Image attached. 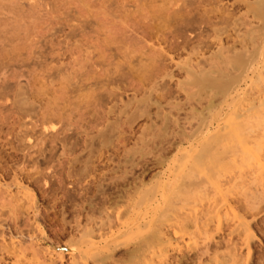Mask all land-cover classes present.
<instances>
[{
	"label": "rangeland",
	"instance_id": "obj_1",
	"mask_svg": "<svg viewBox=\"0 0 264 264\" xmlns=\"http://www.w3.org/2000/svg\"><path fill=\"white\" fill-rule=\"evenodd\" d=\"M0 1V264H264V0Z\"/></svg>",
	"mask_w": 264,
	"mask_h": 264
},
{
	"label": "bare ground",
	"instance_id": "obj_2",
	"mask_svg": "<svg viewBox=\"0 0 264 264\" xmlns=\"http://www.w3.org/2000/svg\"><path fill=\"white\" fill-rule=\"evenodd\" d=\"M12 1V0H11ZM14 1V0H13ZM16 1V0H15ZM32 1V0H31ZM63 1V0H62ZM67 1V0H66ZM71 1V0H70ZM82 1V0H81ZM86 1V0H85ZM85 1H83V2H85ZM0 2H2V1H0ZM35 2V1H34ZM69 2V1H68ZM82 2V3H83ZM90 2V1H89ZM10 3H12V2H10ZM13 3H15V2H13ZM90 3H92V2H90ZM77 4V3H76ZM83 4H85V3H83ZM87 4H89V3H87ZM0 5H2V4H0ZM65 5V4H64ZM70 5V4H69ZM144 5V4H143ZM10 6V5H9ZM12 6V5H11ZM125 6H127V5H125ZM0 7H4V6H0ZM61 7V6H60ZM63 7V6H62ZM86 7V6H85ZM100 7V6H99ZM5 8V7H4ZM59 8V7H58ZM82 8V7H81ZM2 9V8H1ZM11 9H13V8H11ZM20 9V8H19ZM86 9V8H85ZM3 10V9H2ZM12 11V10H11ZM35 11V10H34ZM49 11V10H48ZM123 11V10H122ZM148 11V10H147ZM53 12V11H52ZM56 12V11H55ZM79 12V11H78ZM80 12H81V9H80ZM80 12H79V14H80ZM85 12V11H84ZM32 13V12H31ZM86 13V12H85ZM96 13V12H95ZM100 13V12H99ZM112 13V12H111ZM28 14V13H27ZM35 14V13H34ZM140 14V13H139ZM142 14H143V12H142ZM1 15V14H0ZM96 15H97V13H96ZM124 15V14H123ZM8 16V15H7ZM7 16H6V19H7ZM13 16V15H12ZM25 16V15H24ZM28 16H29V14H28ZM104 16V15H103ZM15 17V16H14ZM93 17V16H92ZM129 17V16H128ZM33 18V17H32ZM109 18V17H108ZM37 19V18H36ZM40 19V18H39ZM43 19V18H42ZM95 19H97V18H95ZM94 19V20H95ZM106 19V18H105ZM137 19V18H136ZM142 19V18H141ZM2 20H4V18L2 19ZM10 20V19H9ZM103 20V19H102ZM126 20V19H125ZM27 21V20H26ZM128 21H130V20H128ZM10 22V21H9ZM21 22V21H20ZM108 22V21H107ZM15 23V22H14ZM17 23V22H16ZM26 23V22H25ZM109 23V22H108ZM20 24V23H19ZM103 24V23H102ZM35 25V24H34ZM6 26V25H5ZM16 26V25H15ZM100 26H101V24H100ZM99 28V27H98ZM113 28V27H112ZM104 29V28H103ZM108 29V28H107ZM124 29V28H123ZM100 30V29H99ZM110 30V29H109ZM149 30V29H148ZM3 31V30H2ZM7 34V33H6ZM16 34V33H15ZM108 41V40H107ZM112 42V41H111ZM126 42V41H125ZM124 42V43H125ZM105 43H106V41H105ZM109 43H110V41H109ZM126 44V43H125ZM136 44V43H135ZM120 46V45H119ZM225 93V92H224ZM221 95H223L222 93H221ZM254 102L252 101V105H250L253 109L255 108L253 105ZM249 107V106H248ZM204 125V124H203ZM202 125V126H203ZM217 125H219V123L217 124ZM175 126V125H174ZM204 127V126H203ZM199 128H201V126L199 127ZM206 128V130H208L209 128L208 127H205ZM198 129V128H197ZM201 129H203V128H201ZM195 130V129H194ZM201 131V130H200ZM198 133V132H197ZM201 133V132H200ZM199 134V133H198ZM192 140V139H191ZM208 145V144H207ZM207 152V151H206ZM229 157V156H228ZM212 176V175H211ZM206 178H208L207 176H206ZM201 179V178H200ZM209 179V178H208ZM217 179V178H216ZM202 180H204V179H202ZM203 182V181H202ZM205 182V181H204ZM215 182V181H214ZM222 182V181H221ZM206 183V182H205ZM209 183V182H208ZM219 183V182H218ZM198 184V183H197ZM199 185V184H198ZM201 213H203V212H201ZM209 213V212H208ZM212 214V213H211ZM207 215V214H206ZM206 215H205V217H206ZM208 217V216H207ZM206 217V219H209V217H210V215H209V217L207 218ZM188 218V217H187ZM184 219H186V218H184ZM181 220V219H180ZM189 221V220H188ZM184 222H186V221H184ZM205 222V221H204ZM182 224V223H181ZM189 224V223H188ZM199 224V223H198ZM106 225V224H105ZM179 225V224H178ZM207 225V224H206ZM205 225V226H206ZM168 226V225H167ZM183 226V225H182ZM187 226V225H186ZM199 226H201V225H199ZM166 227V226H165ZM164 227V228H165ZM177 227H179V226H177ZM170 228H171V226H170ZM174 228H176V225H175V227ZM183 228H184V226H183ZM186 228V227H185ZM201 229H203V228H201ZM156 230V229H155ZM176 230V229H175ZM161 231H163L162 230V228H161V230H158V233L159 232H161ZM166 231V230H165ZM179 231H181V229L179 230ZM155 232V231H154ZM153 233V232H152ZM176 233V232H175ZM204 233V232H203ZM155 234V233H154ZM156 234H157V231H156ZM163 235H164V233H162ZM154 236V235H153ZM152 236V237H153ZM158 236H160L159 234H158ZM157 236V237H158ZM168 236V235H167ZM165 237V236H164ZM207 237V236H206ZM156 238V237H155ZM155 238H153V240L155 239ZM159 238V237H158ZM152 239V238H151ZM148 240V239H147ZM152 240V241H153ZM145 241V240H144ZM150 240H149V242H147V243H149V245H151L150 244ZM158 242V241H157ZM160 243V242H159ZM141 244V243H140ZM164 244H166V241H165V243ZM146 245H148V244H146ZM167 245V244H166ZM169 245V244H168ZM143 246V245H142ZM151 246H154V245H151ZM165 246V245H164ZM208 247V246H207ZM139 248V247H138ZM141 248H143V247H141ZM145 248V247H144ZM151 248V247H150ZM158 248V247H157ZM136 249H137V247H136ZM159 249H162V246L161 247H159ZM178 249V248H177ZM137 250H139V249H137ZM143 249H141L140 251H142ZM145 250V249H144ZM151 250V249H150ZM164 249H162V252H163V254L160 252V255H162V257H165V254H164V251H163ZM166 250V249H165ZM135 251V250H134ZM147 251H149V249L147 250ZM161 251V250H160ZM168 250H166V252H167ZM179 251V250H178ZM143 253V252H142ZM151 253H154V252H151ZM225 253V252H224ZM232 253H234V252H232ZM133 254V253H132ZM165 258H167V259H165V261L166 260H168V257L166 256ZM238 259V258H237ZM235 260H236V258H235ZM146 262V261H145ZM179 262V261H178ZM165 263H167V261L165 262ZM171 263V262H170ZM180 263V262H179ZM178 263V264H179ZM218 263V262H217ZM233 263V262H232ZM236 263V262H235ZM148 264H149V262H148ZM230 264V263H229Z\"/></svg>",
	"mask_w": 264,
	"mask_h": 264
}]
</instances>
